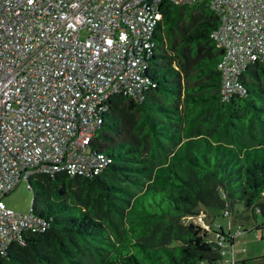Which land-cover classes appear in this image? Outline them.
I'll list each match as a JSON object with an SVG mask.
<instances>
[{
    "label": "trees",
    "instance_id": "1",
    "mask_svg": "<svg viewBox=\"0 0 264 264\" xmlns=\"http://www.w3.org/2000/svg\"><path fill=\"white\" fill-rule=\"evenodd\" d=\"M160 6L147 85L110 98L89 144L110 160L91 176L33 174L31 208L49 225L0 264H222L214 235L231 230H209L199 211L264 216V64L242 73L244 95L224 100L217 12L207 1Z\"/></svg>",
    "mask_w": 264,
    "mask_h": 264
},
{
    "label": "built area",
    "instance_id": "2",
    "mask_svg": "<svg viewBox=\"0 0 264 264\" xmlns=\"http://www.w3.org/2000/svg\"><path fill=\"white\" fill-rule=\"evenodd\" d=\"M165 1H207L217 12L220 93L244 95L242 73L264 64V0H0V255L49 225L32 208H9L3 196L35 173L91 176L110 160L89 144L110 98H137L147 85ZM241 233L214 235L222 264L240 263L227 240Z\"/></svg>",
    "mask_w": 264,
    "mask_h": 264
},
{
    "label": "rangeland",
    "instance_id": "3",
    "mask_svg": "<svg viewBox=\"0 0 264 264\" xmlns=\"http://www.w3.org/2000/svg\"><path fill=\"white\" fill-rule=\"evenodd\" d=\"M170 53L172 54V50H170ZM28 183V180L23 179L9 193L3 196V201L9 208L19 212L30 210L33 190L28 187ZM205 211H207L206 217L202 215L203 212L200 210L196 218L200 221L199 217H202L206 226L210 224L213 229L218 230L221 225L226 233L229 229L242 230L241 235L236 239L234 247L236 259L244 258L247 264H264V232L263 228H257L258 225L264 223V216L261 213L253 215L249 210L244 211L241 205H237L230 216L224 215L221 209L205 207ZM189 220L190 217L184 218L185 222ZM244 247L246 250H244Z\"/></svg>",
    "mask_w": 264,
    "mask_h": 264
},
{
    "label": "crops",
    "instance_id": "4",
    "mask_svg": "<svg viewBox=\"0 0 264 264\" xmlns=\"http://www.w3.org/2000/svg\"><path fill=\"white\" fill-rule=\"evenodd\" d=\"M205 212L207 213V211H205ZM206 213H205V214H206ZM222 228H223V227H222ZM223 230H224V229H223ZM229 230H232V229H229ZM244 250H246V248H245ZM236 260H237V261H239V260H241V261H243V260H244V261H245V259H244V258H241V259H240V258H238V259H236Z\"/></svg>",
    "mask_w": 264,
    "mask_h": 264
}]
</instances>
